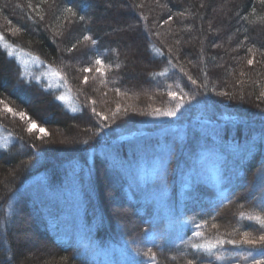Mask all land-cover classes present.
<instances>
[{
    "label": "trees",
    "instance_id": "obj_1",
    "mask_svg": "<svg viewBox=\"0 0 264 264\" xmlns=\"http://www.w3.org/2000/svg\"><path fill=\"white\" fill-rule=\"evenodd\" d=\"M219 2L0 0V36L7 43L57 68L69 81H78L77 68H91L84 77L97 83V98L101 96V106L97 98H80V112L71 114L54 93L24 79L0 46V101L46 134L41 143L15 127L12 143L0 149V264H30L22 232L42 250L35 264H98L94 246H84L85 237L104 249L130 241L142 263L216 264L190 246L200 243L190 241V228L184 230L185 239L167 242L166 222L158 217L162 203L169 212L183 210L193 228L200 226L204 241L214 231L227 240H240L244 231L257 235L259 225L247 217L248 212L264 217V4L224 0L223 29L217 33L213 12ZM69 7L76 15L66 11ZM97 58L111 65L103 76L95 70ZM81 93L76 91L79 97ZM177 98L190 106L189 127L183 119L174 126L136 123L150 112L168 109ZM196 104L212 112L202 113ZM211 126L227 137L216 142L207 132H197ZM108 144L121 151L122 159L97 150ZM134 149L133 158L124 159ZM201 151L221 158L213 162L217 188L195 181L181 197L180 179L196 166L192 161ZM133 164L140 178L158 167L156 180L162 178L168 188L165 198L154 193L156 180L130 185L134 176L127 167ZM111 165L120 167L113 177ZM82 200L89 204L87 210L82 211ZM69 204L79 209L82 230L63 228ZM116 211L122 220L131 216V229L138 234L132 240L124 224L111 226ZM230 226L234 237L226 229ZM234 246L240 258L248 247Z\"/></svg>",
    "mask_w": 264,
    "mask_h": 264
},
{
    "label": "rangeland",
    "instance_id": "obj_2",
    "mask_svg": "<svg viewBox=\"0 0 264 264\" xmlns=\"http://www.w3.org/2000/svg\"><path fill=\"white\" fill-rule=\"evenodd\" d=\"M223 1L224 0H220L219 5L215 7L214 12H213L214 19L218 20V22L216 21V23L213 24V30L217 33H220L223 29L222 25L219 24V20L220 18L223 17V14L225 11V5L223 4ZM0 46L6 52L7 56L19 66L24 79H26L27 81H34L37 84L41 85L45 89V91L48 90V91H51V93H54L56 96V99L59 101V103L63 106V108L67 112L71 114H77L80 112L81 110L80 98L81 99L86 98L89 101L94 100L93 98L95 99L97 98V89H96L97 83L94 82L93 80L91 81L90 79L88 80L87 83H85L84 74L86 73L80 68H77L79 70L78 72H80L77 75L78 81H76V79L74 78H71L72 80L69 81L68 78L67 80L63 78L61 71H59L57 68L50 66L46 64L44 61H42L41 59H39L38 57L31 55L25 51H22L19 48L11 45L10 43H7L4 39H0ZM135 49H136L135 47H132V49L130 50L134 52ZM10 52L12 53L11 55L9 54ZM77 65L78 64H76V66ZM95 83H96V86H95ZM77 90L82 92L81 97L76 95ZM92 90H93L94 95L91 92ZM100 98L101 96H99V98L96 99L98 101V106H101V103L99 102ZM194 102L195 101H192L190 105L194 104ZM177 105H181V106L177 108ZM5 106L10 108L6 103H0V149H5L12 143L13 138L10 132L13 131V128L15 129V127L16 128L20 127V131L23 132L26 136L30 135L31 138L35 140H39L41 143H43L44 138L46 137L44 130L41 131L42 130L41 128L35 126L31 122H28L25 119V116L21 115V113L18 112L17 110H14L11 108L13 111L8 112ZM187 106L190 108V106L187 105L184 100H182L181 98H177V100L174 99L172 101V105H170L168 109H162L160 111L150 112L144 117L145 119L141 118L142 120H138L136 123L137 124H157V126H162V125H165L166 123H170V124L172 123V125L174 126V125H177L178 122L180 123V121L183 119L182 121L183 125H186V127H189L191 124L190 123L191 119H190V116L187 114V109H188ZM198 106H199L200 112L202 113L212 112L208 106H204V105H198ZM170 110H175L174 116H165V115L160 114L162 112H167ZM220 111L221 110L217 111L218 114L221 113ZM146 118L147 120H150V121H146ZM130 122H134V121H130ZM30 127L32 129L31 131H29ZM167 132L164 135H162V138H164ZM197 132H199L200 134H204V132H207L212 137V139H215L216 142H220L222 139L224 140L227 137L225 133H221V130L215 129L212 126L209 127L208 129H206L205 127L199 128L197 129ZM168 134H171V133H168ZM157 136L159 137V135H153L152 137L155 138ZM230 138L231 136L228 137V139ZM110 145L112 144H108L106 147L101 146L97 148L96 146L94 148H97V150L102 151V152L104 151L107 157L122 159V157H120L122 155L121 151L110 150L109 148ZM166 147L167 146H164V148ZM212 149H213L214 154L219 155L220 153L219 148L213 147ZM137 152L138 151L136 149L127 150L124 155L126 156V158L124 159L131 160L134 156V155L131 156V154H135ZM219 159L221 158L218 156H214L212 158L211 154L207 151H201L199 155H197L192 161L194 164H196V166L193 167V169L190 170L189 172L183 173L182 178L180 177L181 178L180 181H182V186H183L180 192V196L181 197L186 196V192L190 189V186H191L190 184L195 181H199V182L203 181L217 188L219 180L215 176L216 171L214 170L215 168L214 166H216V164H214L213 162H218ZM115 168H120V167L119 166L115 167L111 165V169L108 170L110 175H112V177L118 174L116 173L118 171ZM127 170H128L127 174L132 172L134 176L130 181L131 186L143 185L145 180H149V179L156 180V176L160 174V170L158 169L157 166H155V168L152 169L153 171L151 172V175L149 174V175H146L145 177V174H143L142 178H140L139 176L138 177L135 176L136 173H138V169L136 168L134 164L129 165L127 167ZM156 181L158 183L153 188V190L155 191L154 193L157 196H161L165 198L167 190H168L167 186L163 182L162 178H159V180H156ZM31 183L34 184L35 181L32 180ZM158 188H159V192H158ZM131 191L133 192V189ZM152 195H154L153 192H152ZM71 197L76 198V195H71ZM108 197L109 196L107 192L104 193V200L107 202H109ZM163 200L166 203V200L165 199ZM167 206L168 205L164 203H162V206L160 204L157 205V207L160 208L158 211V217L161 216L166 222L168 243L174 244L176 242L181 241V239H185L186 236H183V233L186 228H190L191 230V233L188 236V238H190V241L205 243V242L216 241L218 239H224L223 236L221 235V232L219 233V235H217L216 231L213 232L215 236L208 238V241L202 240V237L199 238L195 236L194 233L198 232V228L197 227L193 228L188 223V220L183 217V214H182L183 210L179 209L176 211V213L173 210L174 213H172L166 209ZM80 207L82 211L87 210L89 208V204L86 205V201L82 200V203L80 202ZM108 209H110V207H108ZM65 211L69 213V217H66V218L63 217L62 219L63 228L68 229L69 231L72 230V227L76 228L75 230L79 228H81L82 230V224H80L79 209L74 204H69L68 207L65 209ZM248 213H250L249 216H260L254 212H248ZM111 215H114L112 221H110V224L112 227L124 224L129 229L128 237H130V240L133 239L134 235L136 236L138 235L137 233L133 232V229H131V227H133V221L131 219V216L122 220L123 216H121L120 211L111 213ZM28 222L29 221H25V226L27 227H29ZM203 227L204 226L201 225V229ZM226 229H228L231 232L229 233L231 237L235 236L234 235V233L236 232L235 229L232 228L231 230V226H230V229L229 228H226ZM1 232H0V246L2 245ZM203 232H205V230H203ZM32 233L36 235L35 232H32ZM256 234H259L258 231ZM20 236H22V239H21V241H23L22 244L25 245L27 249V251L24 254L25 258L30 264H35L37 262V259L40 257V254H42V250L34 244L29 234L27 233L24 234L22 232ZM83 238L84 237H82V239ZM137 239L140 243L143 242L142 237H137ZM224 240H227V239H224ZM89 244L94 246V249H93L95 251L94 257H95V260H97L98 264H149L148 262L142 263L139 260L138 255H136L137 251L134 248L135 245L130 241H125V242L123 241L119 245L112 246L108 249L107 248L104 249L102 247H98L93 242L88 241V238L85 237L84 246L88 247L89 249ZM225 245H227V247L223 245L222 247H218L217 249H215L214 254L212 255L208 254L207 252L205 253L208 256L213 257L212 260L216 264H249L251 257H249L248 260H245L243 257L246 256L249 251H251L253 255H255V250L247 247L245 251H241L243 253L241 254V258H240V251L234 245H229V244H225ZM190 246L192 247L191 244ZM217 256H220L223 258L217 259Z\"/></svg>",
    "mask_w": 264,
    "mask_h": 264
},
{
    "label": "snow or ice",
    "instance_id": "obj_3",
    "mask_svg": "<svg viewBox=\"0 0 264 264\" xmlns=\"http://www.w3.org/2000/svg\"><path fill=\"white\" fill-rule=\"evenodd\" d=\"M261 4H264V0H260ZM29 7H31V4H29ZM67 12L72 13V15H76V13L73 11L72 8H67L66 9ZM41 19H43V17H41ZM81 20L84 19V17H80ZM0 39H3L2 36H0ZM85 40H90L91 37L89 36H85L84 37ZM93 44H95V41H92ZM73 48H75V45H73ZM69 51H72V49H69ZM249 51L251 52L252 49H249ZM10 55L12 54L11 52L9 53ZM247 63L249 65L253 64V60L249 59L247 61ZM95 64L99 65V67H97L95 70L97 73H100L101 76L104 75V70L105 67L110 68L111 65H104V62L100 59L97 58L95 60ZM117 67H119V65H117ZM84 72H91L92 69L91 68H84L83 69ZM163 74V73H161ZM191 82L193 84L196 83V80L192 79V77H188ZM84 82L87 83L88 82V76L84 77ZM170 95H172L173 97H175V93H171ZM262 95H264V93H262ZM0 103H2V101H0ZM95 103V101H93V104ZM181 105H177V108H179ZM6 110L8 112H12L13 110L11 108H8L7 106ZM117 111H119V107L117 108ZM93 112L95 113V109L93 108ZM15 114V113H14ZM96 115H101L100 113H95ZM161 115H165V116H174L175 115V110H170L167 112H162L160 113ZM23 115V114H21ZM116 113H113V116H115ZM105 119H107L105 117ZM31 127L29 128V131H31ZM43 131V130H41ZM244 213H240V217L244 218ZM248 220L254 221L256 224L259 225V229H257L256 231H258L259 234L257 235H253L252 232L249 231H244L242 233L241 239L240 240H233V239H229V240H224V239H218L216 241H212V242H205V243H197V244H193L192 247L198 251H203V252H207L208 254L212 255L214 254V250L217 249L218 247H222L225 244H229V245H247L250 249H254L255 250V255H253V253L251 251L248 252V254L246 256H244L243 258L245 260H248L249 257H251L249 264H264V217L262 216H248L247 217ZM197 227H200L199 225H197ZM213 227H216V225H213ZM195 236L197 237H203V233L202 232H195L194 233ZM223 257L217 256V259H222ZM152 259H155V256H152ZM188 264H194L193 261H189Z\"/></svg>",
    "mask_w": 264,
    "mask_h": 264
}]
</instances>
